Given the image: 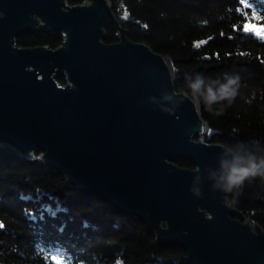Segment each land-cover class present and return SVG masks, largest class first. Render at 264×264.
<instances>
[{"label":"water","instance_id":"water-1","mask_svg":"<svg viewBox=\"0 0 264 264\" xmlns=\"http://www.w3.org/2000/svg\"><path fill=\"white\" fill-rule=\"evenodd\" d=\"M68 1L0 0V146L37 153L65 187L190 264H264V228L212 188L237 151L206 141L203 100L177 91L174 59L131 42L109 0ZM42 31L61 45L18 47Z\"/></svg>","mask_w":264,"mask_h":264},{"label":"trees","instance_id":"trees-1","mask_svg":"<svg viewBox=\"0 0 264 264\" xmlns=\"http://www.w3.org/2000/svg\"><path fill=\"white\" fill-rule=\"evenodd\" d=\"M109 2L131 42L174 59L177 91L203 100L213 132L207 142L236 150L241 166L264 156V39L245 30L247 23L264 24V0ZM105 35V44L117 42L115 30ZM61 43L48 31L17 41L22 48ZM226 76L239 78L235 96L208 107L203 93L218 90ZM55 80L65 84L61 73ZM33 159L17 160L0 146V264H190L181 249L152 244L140 222L103 200L82 198ZM177 166L193 169L187 161ZM230 203L264 228V177L245 180Z\"/></svg>","mask_w":264,"mask_h":264},{"label":"clouds","instance_id":"clouds-1","mask_svg":"<svg viewBox=\"0 0 264 264\" xmlns=\"http://www.w3.org/2000/svg\"><path fill=\"white\" fill-rule=\"evenodd\" d=\"M226 83L220 85L218 90L208 88L204 93V103L210 107L211 104L219 100H230L236 94V89L239 86L238 77H225ZM202 79H198L195 84L191 85L194 91H199ZM243 158L234 155L233 163L229 165L227 162L221 163V174L212 188L214 191H221L225 194L231 193L234 189L239 188L245 180L251 177H264V156L257 159L250 157L247 160L246 166H241ZM194 195L200 197L202 192L199 190L194 191Z\"/></svg>","mask_w":264,"mask_h":264},{"label":"rangeland","instance_id":"rangeland-1","mask_svg":"<svg viewBox=\"0 0 264 264\" xmlns=\"http://www.w3.org/2000/svg\"><path fill=\"white\" fill-rule=\"evenodd\" d=\"M245 30L247 32H251V33L255 34L257 37H260V38L264 39V24L263 25H258V24L253 23V22L247 23ZM35 155L32 156V157H35Z\"/></svg>","mask_w":264,"mask_h":264}]
</instances>
